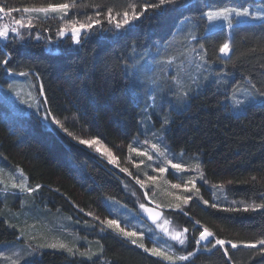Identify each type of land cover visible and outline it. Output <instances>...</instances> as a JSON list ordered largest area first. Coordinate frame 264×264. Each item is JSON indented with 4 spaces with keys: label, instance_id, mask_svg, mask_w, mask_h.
I'll return each mask as SVG.
<instances>
[{
    "label": "trees",
    "instance_id": "trees-1",
    "mask_svg": "<svg viewBox=\"0 0 264 264\" xmlns=\"http://www.w3.org/2000/svg\"><path fill=\"white\" fill-rule=\"evenodd\" d=\"M45 2L47 0H0V4L9 7L38 6ZM128 2L77 0V4L98 3L102 7L71 9L69 18L85 19L86 15L95 16L96 11L106 12L107 7L120 10ZM187 3L189 6L179 11L150 12L119 34L101 17L102 24L81 44L73 45L69 36L58 38L55 51L49 46L57 37L58 19L35 21L37 26L31 30L33 38L0 41V60L9 57V64L0 65V84L7 85L9 76H14L5 71L11 68L15 73L28 72L39 92L41 84L44 89L39 98L40 113H16L0 96V157L8 166L22 168L30 186L42 185L31 195L17 200L7 198L0 205V245L15 247L22 243L21 229L28 234L39 226L32 233L31 244L35 248L57 237L93 252L99 250L96 243L99 241L104 252L87 260L79 255L40 248L38 258L29 264H168L144 253L110 229L101 232L103 225L85 214L91 211L101 219H115L107 206L108 199H113L130 208L126 211L116 204L112 206L122 215L120 224L126 225V218H135L141 191L131 179L137 174L126 157L129 144L143 135L142 124L143 128H155L179 161L194 166L198 160L203 165L209 183L197 184L198 195L210 204L216 203L222 209L229 207L232 200L257 199L259 202L257 193L264 192L261 186L264 185V106L246 103L237 107L229 97L233 88L239 87L241 91L236 93V98H244L243 89H250L246 77L258 88L264 87V22L236 25L230 29L228 39L225 27L208 31V22L202 14L223 6L250 7L256 11L264 7V0H187ZM192 35L196 36L195 40ZM225 40L230 41L231 52L223 59L218 48ZM193 49L198 60L193 57ZM200 53H206L204 60L199 59ZM169 59L177 63L171 75L158 64ZM182 63L192 64L181 75ZM132 70L135 73L132 74ZM159 73L161 79L157 80ZM135 74L146 83L156 81L155 89H165L160 100L164 101L165 108L162 107L160 114L147 115L148 107L144 104L151 85L141 91L143 98H138V93L130 87ZM173 77L180 80L179 85L171 81ZM46 110L62 121L73 135L98 138L103 147L118 157L120 167H127L133 175L128 176L111 166L92 148L78 144L57 126L49 127V121L43 119ZM165 118L167 124H164ZM193 176H198L197 172ZM253 176L257 178L254 183H236L250 181ZM229 180L234 183L226 184ZM221 183H225L223 191L211 188L212 184ZM179 194L183 192L175 193L176 197L164 199L162 203L181 204L183 213L168 214L174 222L188 229L199 220L217 236L233 240L254 239L264 230V215L214 209L204 205L193 192L190 194L195 196L194 203L184 205L177 199L184 195ZM7 212L17 214L10 219ZM198 229L194 227L188 245L179 251L181 254L194 250ZM23 242H26L24 238ZM229 251L234 264H264V255L250 259L255 250ZM176 264L228 262L217 248L211 253L200 251L192 261Z\"/></svg>",
    "mask_w": 264,
    "mask_h": 264
},
{
    "label": "snow or ice",
    "instance_id": "snow-or-ice-1",
    "mask_svg": "<svg viewBox=\"0 0 264 264\" xmlns=\"http://www.w3.org/2000/svg\"><path fill=\"white\" fill-rule=\"evenodd\" d=\"M189 4L187 0H129L126 6H123L122 9L117 10L114 7H107L106 12L96 11L95 16H85L83 21L76 19H69L68 14L71 9L80 8V7H93L96 9H100L102 7L101 4L93 3V4H77V0H64V2H52V0H47L45 3H41L38 6H24V7H9L5 4H0V19L4 17H9L10 22L0 24V40L7 41L9 39V35L15 34L20 39H23V35L20 32V29L27 28L32 29L37 25L34 21L40 19H58L62 22V26L58 28L57 35L60 37H64L66 34L70 32V39L75 44H81L83 39L87 38V36L96 30V26L102 24V19H106L109 24H113L116 30L128 29L131 28L134 22L139 21L141 17H144L148 13L153 14H163L168 10H176L179 11L181 9L187 8ZM12 13H21L19 18L12 17ZM26 14V15H24ZM203 18H206L208 24L212 27H209L207 30L212 31L214 27H223L225 24L228 29H233L236 25L247 23L248 19L258 20L264 22V7H259L258 10L252 11L249 7H237V6H223L217 7L215 9H209L208 11L203 12ZM39 39V36L36 37ZM193 40L196 39L195 35L191 37ZM200 48L203 49L204 45L201 44ZM195 51V49H193ZM218 51L223 56H228L231 52L230 41L225 40L222 44L219 45ZM199 59L204 60L206 53H200ZM173 62L172 59H169L167 63L171 64ZM9 64V57L5 56L2 60H0V65ZM5 71L8 75H21L27 76L28 72H19L15 73L13 69L6 68ZM174 82L179 85L180 80L177 77L172 78ZM250 85V89H243V92L246 93L243 99L236 98V93L240 92L241 89L239 87L233 88V93L229 97L232 100L233 104L237 107L241 105L248 104H259L264 106V87L258 88L256 83L252 82L251 79L245 78ZM10 90L12 86H9ZM40 94H44L43 85L40 86ZM184 95H187L185 92ZM259 97V99H257ZM154 101L155 97H151ZM24 101H22L23 103ZM45 103L47 101L45 100ZM32 107V105H29ZM43 119L49 121V127L51 125H55L60 128L62 131L67 133V135L71 136L73 140H76L78 144L87 146L88 148H95L97 152H101L100 141L98 138H82L76 135H73L72 132L65 127L64 123L56 118V116L49 110H46V114L43 116ZM168 120L165 118L164 124H167ZM53 131L55 129H52ZM144 145H150L151 152L148 148H144L141 150L140 148L134 147L129 144L128 149L130 153H136L137 156L147 157L148 161H152L154 159H158L160 157L164 158L165 163L159 165L154 168L153 171L159 173H165L168 171V167L170 166L173 171V174L182 173L185 171H196L198 176H193L187 181L183 183L184 190L186 192H194L196 194V198L200 199L204 205L210 206L214 209L222 210L225 212H243V213H253L264 215V192L257 193V199H250L248 201L241 200H232L230 202V206L226 208H220V206L216 203H211L203 199L202 196H199L200 188L197 187V179L203 181L204 184H208L209 181L205 178V174L203 171V165L197 160L194 166H188L182 162H174L173 158H169L168 152L169 149L167 147L162 146L160 143H152L149 140H145ZM155 154V156L153 155ZM102 155L106 156L109 164L116 165L119 167V170L123 173H126L128 176H132L133 174L129 171L127 167H120L118 164V157L113 154V152L107 148H103ZM183 153H181V156ZM131 160V157L128 158ZM140 163H144L143 160ZM139 168V165H135ZM151 167V165H149ZM19 173V179L16 176L9 174L8 180L5 181L2 177L4 175V170L0 169V184H3L4 187L2 191L7 192L9 188L18 189L20 192L32 194L39 189L42 188V185L36 184L34 187L30 186L28 183V176L25 175L22 169H17ZM148 180L155 183L156 177L149 176ZM257 181L255 176L251 177V180H245L242 182L236 183H254ZM135 182L141 188L145 187V183L135 177ZM234 181L229 180L226 184H233ZM172 188H180L181 184H172ZM264 187V185H261ZM211 188L213 190L223 191L225 189V183L221 184H212ZM59 191V189H57ZM135 195V192L132 193ZM145 198L148 197V193H144ZM178 200H181L184 205H187L190 200L193 199L192 195L177 197ZM140 209L145 212L150 219H152L153 223H156L158 228H161L163 233L168 236L172 241H176L179 245L183 246L186 244L187 236L185 235L189 229L184 228L182 230H177L175 228L169 229L167 227L171 221L167 218L163 219V223H158V221L162 218V213L156 211L155 209L149 208L145 203H140ZM77 207H79L77 205ZM160 206L157 205V208ZM174 208H178L183 211L181 204H176L172 206ZM81 212L84 209H80ZM88 216H92L94 220L99 221L103 227L100 228L101 232H104L106 229H110L115 232L118 236L123 237L128 240L131 244L137 246L142 249L144 253L149 254L150 256L156 257L161 261H166L168 264H176L177 261L181 262H190L197 255L198 252L204 251L211 253L214 249L219 248L223 256L226 258L228 264H234L232 260V256L230 255L229 249H247V250H255L251 253L250 259L255 258L256 256L264 255V230H262L261 235L254 239L250 240H233L226 239L217 236L216 232H214L209 227L202 225L199 220L195 221V225H199V235L195 238L196 247L192 251H188L186 254H177L175 250L169 245L167 248H164L158 244L157 241L152 242V247H148L144 242L145 234L143 232H136L133 230H129L120 225V222L117 219H101L95 213L89 211L85 213ZM188 215V213H184ZM71 219V217H69ZM79 223V221H77ZM87 225V222H85ZM91 227L92 225H87ZM15 227V225H12ZM20 235L24 236V230H20ZM86 239V238H85ZM99 245V250L97 252L91 251L90 248L81 250L74 243L70 244L62 239L57 237H52L49 242L40 243L36 245V248L31 249L28 255H32L36 251V249L40 248H48L57 251L66 252L70 256L79 255L82 258H86L87 260H93V257H99L104 252V247L99 241L96 242ZM18 255V254H17ZM0 257L11 261V264H21V259L18 258L12 260L11 257H6L3 252H0Z\"/></svg>",
    "mask_w": 264,
    "mask_h": 264
},
{
    "label": "rangeland",
    "instance_id": "rangeland-1",
    "mask_svg": "<svg viewBox=\"0 0 264 264\" xmlns=\"http://www.w3.org/2000/svg\"><path fill=\"white\" fill-rule=\"evenodd\" d=\"M188 1L191 2L193 0H188ZM250 10L255 11L251 8H250ZM20 15H21V13H12V17H15V18H19ZM24 15H26V14H24ZM0 16H2V14H0ZM68 18H69V14H68ZM69 19H72V18H69ZM74 19H76V18H74ZM76 20H79V19H76ZM83 20L84 19H81L80 21H83ZM8 22H10L9 17H4L3 19H0V24L8 23ZM136 22H134V24ZM255 22H257V20H252L251 18H249L247 23H255ZM34 23H36V22L34 21ZM61 26H62V22L59 21V27H61ZM110 27H111L112 31L117 32V34H119L125 30V29L116 30L114 28L113 24H110ZM209 27H212V26L207 24V29ZM223 27H225L226 31L228 32V35H229L228 39H229L230 29L227 28L226 24ZM215 28H222V27H215ZM32 29H27V28L20 29V32L23 35V39H20L15 34H11V33L9 35V39L12 40L14 38V39L24 41V40L30 38V36L33 38V35L31 33ZM70 35H71L70 32L68 34H66L64 37H60L56 34L57 37L55 39L54 44L50 45V46L48 44V46L52 48L51 50L55 51V50H57V45H55V43L58 41L57 39L58 38H66L67 36L70 37ZM37 36H39V35H37V34L34 35L35 38ZM0 41H4V40H0ZM72 43H73V45H76L74 42H72ZM195 54H196V50L193 52V57H194V59L198 60V57ZM155 55L159 56L161 54L156 53ZM221 56L224 57L223 59L228 57V56H223V55H221ZM189 61H193V59L189 60ZM158 64H159L160 68L164 69V72L167 73V75H171L172 73H174V71L172 69L175 68L174 65L177 63L169 64L166 62V63H158ZM191 64L192 63H182V67H180L181 75L186 73L189 65L191 66ZM153 66H154V64L151 65V67H153ZM133 72H134V70H132V74H133ZM155 78H157V80H160L161 74L159 73V75H157V77H155ZM171 81L174 82V80H171ZM10 85L12 86L11 90L9 88ZM150 85H151V90H149V94L147 97L148 101L144 105L145 106L147 105V107H148V110L146 112L147 115H150L152 113L157 115V113L160 114L161 110L165 108L164 101L160 102V100L162 98L161 95H163L165 93V89L163 87H161L162 91L158 87L155 89V86L158 85L156 81H151V83H146L144 81H141V79L136 74H135V77L134 78L132 77V79L130 80V87L133 88V92L135 94L138 93V94H136L138 98L142 97L141 91L143 92V90H145L146 87L150 86ZM153 89H155V90H153ZM0 96L4 100H6V102L10 105L12 110L16 113L29 114V113H40L41 112V106L39 105V98L41 97V94L39 92L37 84L35 83V81L33 80V78L30 75H27V76H21V75L9 76V81H8L7 85L0 84ZM151 97H155V100L153 101L151 99ZM145 98H146V95H145ZM22 101H24V102L22 103ZM29 105H32V107H29ZM162 107H164V108H162ZM150 122H151V120H150ZM143 126L144 125L142 124L141 127H142L143 135H141L140 137H138L135 140L134 144H132L134 147L140 148L141 150H143L144 148H148L149 151L151 152L152 150L150 148V145H144L143 142L145 140H149L152 143H160L162 146L167 147L163 136L159 135V132L156 131L155 128L154 129L152 127L143 128ZM98 146L101 147V152H97L95 150V148H92V150H94L95 153L101 155V157L108 163L106 156L102 155L103 148H104L102 143L100 142V145H98ZM153 155L155 156L154 153H153ZM168 156H169V158H173L174 162H181V161H179L178 157L170 149L168 152ZM129 157H131V160L128 159ZM141 160H143L144 163H140ZM126 162L131 164V166L133 167V170L137 174V176H135V177H138L139 179H141L145 183V187L141 188L138 184H136L135 177L134 176L131 177L132 181H134V183L140 187V191H141L140 195L141 196H138V198H139L138 199V205H137L135 212H134L135 218L130 219V220H127L128 218H126V219H124L126 221V225L125 224H120V225L122 227L129 229V230H133L136 232H143L145 234L143 242L148 247H152V242L157 241L160 246L167 248L170 245L175 250V252L177 254H181L179 252L180 249L186 248V246L188 245V243L190 241V237L193 234L194 227H199V225H195V221L193 222V228L189 229V231L185 234L188 238L186 241V244L181 246L176 241H172L168 236H166L163 233V231L161 230V228L157 227L156 223L155 224L151 223L152 225L149 224L145 220L147 218V214L145 212H143V210L140 209L139 205H140V203H145L148 207H155V208H157V205H159L160 207L157 209H159L162 212V218L160 221H158V223H163V219L167 218L168 220L171 221V223L167 226V227H169V229L175 228L177 230H182V229L186 228L185 226H182V225L174 222L173 218L170 217L171 216L170 214L173 212H179L180 211L183 213V211L177 210L176 208L172 207L173 205L169 206L168 204H163L162 202L164 199H167L170 197L172 199V196L176 197L175 193H177V192H179V193L183 192V194H179V196L192 195L193 199L190 200L188 204L194 203V201H195L194 197L195 196L193 194H190L189 192H187V194H184L186 191L184 190L183 183L185 181H187L192 176V174H194L196 171L195 172L185 171L182 173L173 174L174 170H172L170 166H167L168 171H166L165 173H159V172L153 171V169L158 167L159 165L165 163L163 157H160L158 159H154L152 161H148L146 156H144V157L137 156L136 153H130L129 149L127 150ZM118 164H119V161H118ZM137 164L139 165V168H137L135 166ZM110 165L113 167H117L116 165H113V164H110ZM149 165H151V167H149ZM18 168L22 169L20 167L8 166L4 162V159L0 157V169L4 170V175L2 178L5 181L8 180L9 174H12V175L16 176L17 179H19V173L17 171ZM117 168H119V167H117ZM149 176H155L156 177L155 183L148 180ZM199 183L203 184V185H208V184H204L203 181H200L198 179L197 184H199ZM172 184H181V187L180 188H172V186H171ZM3 187H4V185L0 184V205L3 204V202L7 198L17 200L20 196L31 195L28 193L20 192L18 189H11V188H9V190L7 192H4V191H2ZM145 192L148 193L147 198H145V195H144ZM108 202H110L107 205L109 212L113 215V217H115V219H117L121 223L122 215H120L118 212H116L112 208V206H114V204H116L122 210H126V211H130V208H128L123 203H120V202L113 200V199H108ZM181 203H182V201H181ZM4 205L7 206V203H5ZM167 211H172V212H167ZM168 213H170V214H168ZM8 214H9L10 219H14V215L17 213L14 212V214H13L11 212H7L6 215H8ZM107 219H109V218H107ZM110 219H113V218H110ZM38 227L39 226H37V228ZM37 228H35V230ZM35 230L33 232H35ZM33 232H29L28 234H25L24 236L26 238L24 236L19 235L22 237V243L15 246V247L13 246V247L9 248L7 245H0V252H3L6 257L12 256L11 257L12 260L17 259L19 256V258L21 259V264H29L30 261L34 260L35 258H38V256L40 255V251H41L40 249H36V251L34 253H32V255H28V253L31 251V249L35 248V246L33 244H31V240H33L32 239V233ZM37 234L43 235V233H41V232H37ZM63 234L66 235V232L63 231ZM23 238L26 240V242H23ZM20 240H21V238H20ZM42 250H44V249H42ZM0 264H11V261L4 259L3 257H0Z\"/></svg>",
    "mask_w": 264,
    "mask_h": 264
},
{
    "label": "water",
    "instance_id": "water-1",
    "mask_svg": "<svg viewBox=\"0 0 264 264\" xmlns=\"http://www.w3.org/2000/svg\"><path fill=\"white\" fill-rule=\"evenodd\" d=\"M149 208H152V209H155L156 211L161 212L159 209H157V208H155V207H149ZM161 213H162V212H161ZM147 219H148L149 222H152V223H153L152 219H150V218L148 217V215H147Z\"/></svg>",
    "mask_w": 264,
    "mask_h": 264
}]
</instances>
